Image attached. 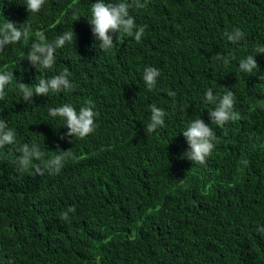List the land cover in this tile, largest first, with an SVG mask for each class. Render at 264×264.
<instances>
[{"label": "trees", "instance_id": "obj_1", "mask_svg": "<svg viewBox=\"0 0 264 264\" xmlns=\"http://www.w3.org/2000/svg\"><path fill=\"white\" fill-rule=\"evenodd\" d=\"M95 2L45 0L29 13L26 0H0V26H31L27 42L0 52V71L15 77L0 118L16 133L0 149V264H264V54L255 51L264 45V0H141L147 6L131 14L145 35L137 42L123 34L107 51L88 23ZM236 27L246 36L234 44L224 32ZM71 28L75 42L56 50L52 69L17 60L36 32L53 42ZM248 55L258 71L239 70ZM146 66L161 73L152 90ZM65 67L72 91L24 102L18 82L34 86ZM209 88L217 103L233 92L239 121L211 125ZM87 102L95 131L60 139L68 130L48 109L68 103L78 112ZM153 104L167 113L165 126L146 133ZM197 118L218 138L203 165L179 159L188 149L182 132ZM24 144L38 145L45 159L57 147L71 155L58 174L36 175L37 160L20 172Z\"/></svg>", "mask_w": 264, "mask_h": 264}, {"label": "clouds", "instance_id": "obj_2", "mask_svg": "<svg viewBox=\"0 0 264 264\" xmlns=\"http://www.w3.org/2000/svg\"><path fill=\"white\" fill-rule=\"evenodd\" d=\"M44 3L45 0H26V9L29 13H38ZM146 6V2H141V0H116V2H113V0H107V2L106 0H96L91 5L92 18L88 23L91 25L92 34L99 41V48L107 51L116 47V42L123 34H127L128 36L134 35L135 40L140 42L145 35L147 25H137L135 17L131 14V10L144 9ZM79 18V15L74 13V21ZM22 25L23 27L20 28L14 22L4 19L3 25L0 26V52H3L6 46L15 44L21 39L27 42L31 34V26L27 22H24ZM35 35L37 40L31 45V49L27 55H21L17 60L23 61L26 59L36 68L52 69L56 63V50L63 48L66 43L73 45L75 42L72 28L57 36L53 42H48L43 32H36ZM224 36L229 42L235 44L244 40L246 33L239 27H236L230 32L225 31ZM255 51L257 54H264V45H257ZM213 59L227 65L231 57H224L217 53ZM238 67L244 73H252L253 70L258 71V64L254 59V55H248L246 58L240 60ZM160 74V70L157 68L148 66L144 68L143 80L149 90L155 87ZM70 76L69 69L65 67L60 74L50 79L41 78L34 86L18 82L17 87L22 93L24 102L30 103L34 96H47L49 91H72L75 85L70 81ZM13 80H15V77L12 70L5 69L0 71V101L4 100L6 96L5 88ZM169 95L174 96L175 93L169 92ZM217 99V96L213 95L212 89L209 88L205 93V101L208 104L216 105L214 109L208 111L211 125L214 124L223 128L228 122H236L241 119L240 113L234 109L235 96L232 91L225 89V93L219 98L218 103ZM94 107L91 102H87L86 106L81 107L78 112L68 103L49 108V115L51 117L63 118L64 127L68 130L60 139L63 140L68 137L83 139L92 134L96 129L95 121L97 116ZM150 111V123L146 126V133H152L158 128L165 126L167 113L155 104L150 105ZM211 125L206 124L201 118L190 122L187 129L182 132L188 149L181 154L179 159H186L200 165L206 163V158L212 153L218 140ZM39 135L42 136L41 134ZM15 142L16 133L8 127L5 119L0 118V149ZM68 142L72 143L73 140H68ZM19 151L21 155L15 159L18 171H26L32 166L33 160L41 161V164L35 167L36 175H43L45 172L58 174L64 166L65 159L71 155L69 150L61 151L57 147L55 151L56 155L45 159L47 153L42 151L36 144H24ZM73 212H75V207H69L61 213V219L68 220L69 213ZM257 231L261 235H264V227H259Z\"/></svg>", "mask_w": 264, "mask_h": 264}]
</instances>
